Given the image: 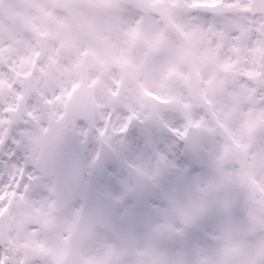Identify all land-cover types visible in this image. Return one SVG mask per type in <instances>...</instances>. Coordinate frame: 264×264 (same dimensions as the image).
<instances>
[{
	"label": "snow or ice",
	"instance_id": "1",
	"mask_svg": "<svg viewBox=\"0 0 264 264\" xmlns=\"http://www.w3.org/2000/svg\"><path fill=\"white\" fill-rule=\"evenodd\" d=\"M0 264H264V0H0Z\"/></svg>",
	"mask_w": 264,
	"mask_h": 264
}]
</instances>
